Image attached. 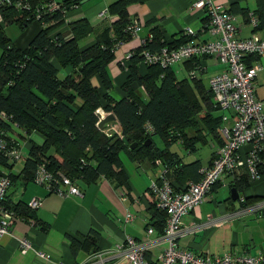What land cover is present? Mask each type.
Here are the masks:
<instances>
[{"label":"trees","instance_id":"obj_1","mask_svg":"<svg viewBox=\"0 0 264 264\" xmlns=\"http://www.w3.org/2000/svg\"><path fill=\"white\" fill-rule=\"evenodd\" d=\"M48 1L28 0L27 10L0 6V18L6 25L13 24L21 31L35 20L33 11L36 6H33L37 4L40 7ZM144 1L109 2L106 5L107 14L112 17L109 26L94 34L93 42L83 48H79L78 42L92 31L85 17L68 21V34L54 30L63 23L64 12L77 6L78 0H61L56 10L41 8L36 20L39 30L22 49L14 46L0 29V112L7 119L0 118V136L7 145L16 143L5 134L14 125L25 135L36 131L43 137L41 144L29 141L19 174L9 171L17 160L9 159L0 149V167L7 170L10 183L15 177L21 181L30 180L35 165L42 163L50 173L49 184L53 189L62 176L74 180L78 178L86 183L104 176L123 185L127 178L119 158L121 151L128 152L137 160L146 157L154 161L158 158L166 166L165 171L170 168L172 172L179 166L178 158L166 148H157L151 137L156 135L164 144L174 140L186 143L190 138H200L199 123L216 124L217 118L212 117L209 111L201 113L205 107L201 106L200 99L205 102L210 95L197 82L186 77L177 79L170 66L143 64V72L136 66L140 63L142 48L172 47L187 41L188 37L181 36L168 42L152 31V38L139 45L128 57L126 75L120 84L124 95L116 99L109 94L112 83L108 64L114 58L118 41L130 37L125 29L130 22L126 6ZM226 10L231 13L251 10L258 22L255 28H264V0H254L252 9L236 2ZM203 19L204 16L200 20ZM52 60L58 67H67L69 71L59 77ZM94 77L102 91L94 83ZM139 86L145 92V101L134 91ZM194 87L198 89L199 98L194 93ZM98 108L114 115L120 136L115 133L106 136L102 129H97L94 111ZM147 126L151 133H146ZM145 140L148 142L143 145ZM130 144H134L132 148H129ZM178 168L172 175L177 173L187 177L190 174L192 180H196L199 169L196 162ZM178 176L175 178L178 179ZM166 178L170 181L169 177ZM249 180L244 170L231 181L239 191ZM262 180L264 185V176ZM45 192L52 193L49 190ZM263 198H246L243 204ZM5 204L23 218L31 215L28 207L19 200ZM151 206L158 215L161 228L164 214L156 210L152 203ZM96 239L97 233L90 229L80 242L70 238V248L73 252L78 245L87 244L88 240L95 242Z\"/></svg>","mask_w":264,"mask_h":264},{"label":"crops","instance_id":"obj_2","mask_svg":"<svg viewBox=\"0 0 264 264\" xmlns=\"http://www.w3.org/2000/svg\"><path fill=\"white\" fill-rule=\"evenodd\" d=\"M85 1H88V6H85V10H89L88 15L78 11L70 15L68 11V21L85 17L92 28L91 33L78 42L79 48L91 44L94 39L93 35L108 27L112 19L108 14L107 18L99 16V13L102 7L113 0H78L76 9ZM192 1L146 0L141 3L128 4L126 13L129 19L137 18L142 21L143 25L137 33L139 39L152 38L153 31L159 33L161 38L168 42L181 36L188 37L187 41L178 45L215 40L217 35H210L199 29L203 9L191 7ZM211 1L226 7L239 2V0ZM250 12L251 10L246 13H232L235 17L237 36L247 37L253 32L263 37L264 28L253 29L251 27L248 21ZM186 27H191L194 34L185 35L183 31ZM8 28L12 30L9 32ZM0 29L14 46L22 49L39 30V24L34 20L20 31L13 24L6 25L0 18ZM54 30L68 34L67 26L60 25ZM137 47H139L137 39L131 37L121 39L114 51V58L108 64L112 83L109 94L116 99L124 95L120 84L126 75L128 54ZM252 62L261 66L256 73L254 84L255 95L261 101L264 112V57L249 56L246 63ZM51 63L57 68V72L63 70L67 73L69 71L67 67H58L54 60ZM136 66L141 72L145 71V66L139 62ZM170 67L177 79L186 77L188 80L197 82L198 86L200 85L208 95H210L207 85L208 78L223 70L213 56L186 59ZM190 71H192L191 77L189 76ZM180 73H183V77L178 78L177 74ZM93 81L98 86L96 77ZM98 89L102 91L99 86ZM138 89L145 101L143 88L139 86ZM193 90L199 98L198 89L194 87ZM200 103L205 107L202 108L201 113L209 111L212 117L217 118L215 125L211 122H208L209 125L199 123L200 138H190L186 143L174 140L168 144H164L159 139L161 146H157L152 140L157 148H166L176 155L179 160L178 167L192 162H196L198 168L209 165L214 149L225 141L223 129L230 125L231 113L218 109L211 95L205 102L200 99ZM8 134L10 138L18 141L20 147L27 143V149L29 141L35 144H41L43 141L40 133L32 131L25 135L17 127H12ZM200 146L208 147L207 155L202 156L197 152ZM25 155L26 152L22 154V157L20 156V160L13 163L10 172L20 173ZM119 158L127 178L126 183L118 185L104 176H98L89 183L77 178L75 182L81 192L80 196L61 197L46 193L43 187L36 185L31 179L21 181L15 177L6 191L5 203L10 204L19 200L27 206V201L32 196L40 197L42 202L39 208L30 210L29 218L33 224L25 220H15L11 236H0V264H130L116 252V247L123 243V239L127 236L143 246L146 260H156L166 248L167 242L161 235L164 221L160 228L159 218L151 206L147 189L149 184L158 178L165 165L155 163L146 157L134 159L125 151L119 153ZM178 167L172 172L178 171ZM172 172L170 168H167L165 176L170 178L177 189L182 188L186 181L192 180L187 172H184L188 174L187 177H184V174L178 176L177 173L172 175ZM243 172L244 170L240 171L237 176ZM0 174L7 175V170L0 167ZM176 176L178 179L175 178ZM231 180L230 174H223L202 202L182 217V232L175 239L178 247L195 254L207 252L212 256L223 253L237 255L262 253L264 255V208L259 216L248 213L233 217L232 214L242 207V203L238 200L239 196H243L244 199L264 196L263 180L250 179L249 183L239 191L233 187ZM230 188H234L237 192L234 199L230 195ZM125 213H128L131 219L125 220ZM147 228L151 229L149 233L146 232ZM90 229L97 233L95 242L88 240L87 244L78 245L72 252L70 238L80 242ZM20 238H27L32 246L25 251L21 250L17 245V240ZM38 252H42L44 257H39Z\"/></svg>","mask_w":264,"mask_h":264},{"label":"built area","instance_id":"obj_3","mask_svg":"<svg viewBox=\"0 0 264 264\" xmlns=\"http://www.w3.org/2000/svg\"><path fill=\"white\" fill-rule=\"evenodd\" d=\"M60 2V0H49L40 7L35 4L33 6V8L36 6L33 11L35 21L40 16L41 8L56 10ZM3 5L21 10H27L29 7L28 0H0V6ZM190 6L203 9L205 19L200 20L199 29L210 35H217V38L212 41L190 42L172 47L162 46L155 50L142 48L139 54L140 64L167 67L193 57L213 56L223 70L208 78V92L218 109L231 113V123L223 129L225 141L214 149L210 164L198 169L196 180H188L182 188L177 189L166 178V171L163 168L158 178L149 184L147 190L150 194V202L156 210L164 214L161 235L167 242L166 248L157 259L146 260L143 246L128 236L116 247V252L130 264H264L262 253L256 255L223 253L212 256L207 252L195 254L176 245L175 239L182 232V217L202 202L223 174H230L234 178L237 173L245 170L250 179H262L264 176V112L261 101L255 95L254 84L256 73L261 66L256 62L246 63L249 56L264 57V36L260 37L252 32L247 37H238L235 17L223 4H214L211 0H193ZM73 8L76 6L74 5ZM64 13L61 26H67L68 22V12ZM106 15V8L99 13L102 17ZM248 21L252 28L258 23L251 12L248 13ZM142 25L140 19L131 18L125 27L130 37L137 39L139 45H143L149 39H139L137 33ZM183 33L193 35L194 31L191 27H186ZM189 76H192V71L189 72ZM100 111L102 116L106 114ZM0 118L7 120L3 112H0ZM12 127L16 126L11 125L10 128ZM102 131L106 136L111 133L120 136L116 121L105 123ZM8 132L5 134L9 135ZM146 133H151L149 126L146 127ZM0 149L9 159L18 160L21 156L18 141L7 145L0 136ZM154 162L161 163L158 158L154 159ZM31 179L44 190L61 197L81 195L75 180L65 176L60 178L53 189L49 184L50 173L42 163L35 165ZM9 184L8 176L0 174V236H11L15 220H25L33 224L31 218H23L5 204L4 196ZM238 200L242 203V207L232 213L233 217L248 213L259 216L264 208V198L251 204H243V196H239ZM41 202L40 197L32 196L27 201V207L29 210H36L41 206ZM124 219L129 220L131 216L125 213ZM150 231V228L146 229L147 233ZM17 245L23 251L32 246L27 238L18 239ZM38 256L44 257V254L38 252Z\"/></svg>","mask_w":264,"mask_h":264},{"label":"rangeland","instance_id":"obj_4","mask_svg":"<svg viewBox=\"0 0 264 264\" xmlns=\"http://www.w3.org/2000/svg\"><path fill=\"white\" fill-rule=\"evenodd\" d=\"M111 1V0H110ZM106 3V2H105ZM239 3L241 4V6H247L248 7V9H252V6H253V0H239ZM82 4V3H81ZM85 6H88V1H85L81 6H79V8H73L72 10H70V12H69V14L71 15V14H73V12H75V11H78V12H80V13H86V15H88L89 14V10L87 11V10H85ZM106 6V5H105ZM102 7L101 8V11L102 10H104L106 7ZM106 17L108 18V15H106ZM10 30H12L11 28H8V31L10 32ZM66 74V72L65 71H61V72H58V76L59 77H63L64 75ZM183 75V73H180V74H177V77L178 78H180V76H182ZM183 77V76H182ZM136 93L138 94V96L140 97V98H142L143 97V95H142V93H141V91L139 90V89H136ZM143 99V98H142ZM151 139L153 140V142L157 145V146H161V142H160V138L159 137H157L156 135H153L152 137H151ZM160 139V140H159ZM26 145H27V143H26ZM26 145H22L21 147H20V153H21V157H22V154L23 153H25L26 151L25 150H27V146ZM207 150H208V147L207 146H200V147H198V149H197V152L200 154V155H202V156H204V155H207L206 154V152H207ZM18 160H20V159H18ZM17 160V161H18Z\"/></svg>","mask_w":264,"mask_h":264},{"label":"water","instance_id":"obj_5","mask_svg":"<svg viewBox=\"0 0 264 264\" xmlns=\"http://www.w3.org/2000/svg\"><path fill=\"white\" fill-rule=\"evenodd\" d=\"M100 110H101V109H96V110L94 111V115H95L96 118H97V122H96V127H97V129H102V127L104 126V124L107 123V122H110V121H116V120H115V117H114V115H113L112 113L108 112V113H106L104 116H102ZM146 142H148V141L145 140V141L143 142V145L146 144ZM133 145H134V144H130V145H129V148H132ZM229 192H230V195H231V197H232L233 199L236 198V196H237V192H236V190H235L234 188H230V189H229Z\"/></svg>","mask_w":264,"mask_h":264}]
</instances>
